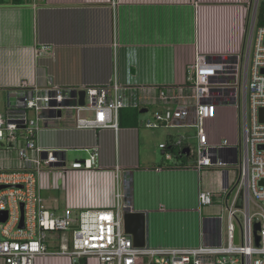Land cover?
<instances>
[{
	"label": "crops",
	"instance_id": "crops-1",
	"mask_svg": "<svg viewBox=\"0 0 264 264\" xmlns=\"http://www.w3.org/2000/svg\"><path fill=\"white\" fill-rule=\"evenodd\" d=\"M249 1L0 0V95L6 97L4 111L8 92L24 80L72 88L116 80L125 86L128 107L140 109L137 125H119L117 133L112 129H77L75 110L59 111L61 116L59 112L45 113L47 118L39 122L37 145L57 151L66 167L89 158L94 147L100 152V168L94 171L42 175L40 197L44 192L53 193L43 202L47 209L59 214L70 209L74 216L88 209L111 210L119 192L127 195L135 213L147 214L149 246L209 243L203 233L219 222V216L198 212V194L208 191L203 184L210 179L213 188L217 185L210 191H216L215 196L225 195L237 180L238 169L199 172L192 168V158L182 160L184 165L175 159L167 162L160 145L167 144L170 151L181 135L171 131L180 129L193 142L194 128L147 129L144 122L155 111L166 110L154 98L161 87L186 81L187 64L197 48L214 57L234 55L241 49ZM37 44L51 47L54 57L37 62ZM145 97L152 100L142 104ZM235 125L233 110L219 108L217 119L207 124L210 141H235ZM157 131L165 137L158 144L159 158L156 150H151ZM226 153L222 155H234L232 149ZM54 262L69 264L62 258H43L36 264Z\"/></svg>",
	"mask_w": 264,
	"mask_h": 264
},
{
	"label": "built area",
	"instance_id": "built-area-1",
	"mask_svg": "<svg viewBox=\"0 0 264 264\" xmlns=\"http://www.w3.org/2000/svg\"><path fill=\"white\" fill-rule=\"evenodd\" d=\"M258 5L259 0L248 2L241 49L234 55L214 57L197 48L194 59L187 64L186 81L182 85L161 87L154 98L173 107L155 111L144 122L147 129L194 128V142H189V137L183 134L175 139L170 151L167 144L160 145L167 162L175 159L174 150L187 148L193 159L192 168L199 172L238 169V178L225 190L227 196L223 199L222 209L226 207L229 220L226 238L219 215V222L203 233L208 244L152 247L146 243L137 247L124 223V214L135 213V209L127 202V195L119 192L111 210L88 209L74 216L70 209L62 214L47 209L39 194L42 175L94 171L100 168V152L94 147L89 158L68 168L57 151L37 145L39 122L47 118L45 113L75 110L77 129H112L117 133L120 110L128 107L123 94L125 86L116 80L101 86L75 88L52 82L42 86L24 80L8 92L5 111L0 113V187H4L0 189V216L7 213L6 221H0L3 264H36L43 258L67 259L69 264H264V185L261 184L264 182V27L256 26ZM34 57L37 62L53 58L54 50L37 44ZM79 91L86 92L83 106L79 105ZM150 99L145 97L142 104ZM219 108L233 110L236 123L233 142L209 139L207 124L217 119ZM231 149L234 155H222ZM118 176L117 173V179ZM241 193L243 208L238 209ZM214 198V192L200 191L198 212L213 205ZM253 202L262 212L252 214ZM22 206L24 228L19 227ZM256 224L260 225L258 246L254 235ZM63 234L71 235L66 244L56 246L59 250H50L46 244L49 235Z\"/></svg>",
	"mask_w": 264,
	"mask_h": 264
},
{
	"label": "rangeland",
	"instance_id": "rangeland-1",
	"mask_svg": "<svg viewBox=\"0 0 264 264\" xmlns=\"http://www.w3.org/2000/svg\"><path fill=\"white\" fill-rule=\"evenodd\" d=\"M262 1V0H261ZM5 99H6V97L2 94V95H0V113H3L4 112V102H5ZM164 105V104H163ZM169 106H171V107H168V106H166L165 105V107H163L164 109H169V108H172V105H169ZM162 108V109H163ZM152 109V111H154V109L153 108H151ZM153 114V113H152ZM151 114V115H152ZM30 115H31V113H30ZM142 128V127H141ZM144 129V128H143ZM145 131V130H144ZM177 131L179 132L180 131V133H181V135L182 134H184V131H181L180 129H178V130H172L171 132L173 133V134H176L177 133ZM166 133L168 132V131H165ZM162 133L160 132V131H157V136H155L156 138H157V141H156V143H154V145H153V147H152V151L153 150H156V157L157 158H159V156H160V151H159V149H158V144H159V142H161L163 139H165V137L163 138L162 136ZM158 142V143H157ZM194 142V141H193ZM189 145H193V143H189ZM236 171H237V169H235ZM58 174H60L59 172H58ZM60 176V175H59ZM210 183V179L207 181V182H204V184H203V188L205 189V190H208V191H210V190H215V189H217V185H215L214 186V188L209 184ZM214 192H216V191H214ZM50 194H53V193H50V192H48V193H43L42 194V200H43V202H45V201H47L48 200V196L50 197ZM216 194V193H215ZM221 194V193H220ZM220 194L219 195H216L215 196V202H214V204L213 205H211V206H207V207H203V212L205 213V214H210V215H214V216H216V215H221L222 216V231H223V235H224V237L226 236V234H227V230H228V224H229V220H228V211H227V209H226V207H223V209H222V206L224 205V203H223V198H221L220 197ZM45 200V201H44ZM251 212H252V214H254V213H259V212H262V209L255 203V202H253L252 204H251ZM70 237H71V235H66V234H63V235H61V236H53V235H49V238H48V241H46V244L48 245V248L50 249V250H59V248L57 247L56 248V246H59L60 244H62V243H64V244H66V242L67 241H65V240H67V239H70ZM226 238V237H225ZM226 242V241H225ZM55 244V245H54ZM57 262H54L53 264H56ZM0 264H3V262L0 260Z\"/></svg>",
	"mask_w": 264,
	"mask_h": 264
},
{
	"label": "water",
	"instance_id": "water-1",
	"mask_svg": "<svg viewBox=\"0 0 264 264\" xmlns=\"http://www.w3.org/2000/svg\"><path fill=\"white\" fill-rule=\"evenodd\" d=\"M79 96V105L83 106L85 103V97H86V92L85 91H79L78 93ZM146 112V110H142L141 113ZM58 116H61V112L58 113ZM184 153H187L189 155L190 151L189 149H185ZM262 185H264V182H261ZM4 187H0L2 189ZM234 190L231 189L230 193ZM229 193V194H230ZM236 207L238 209L243 208V198H242V193L240 194V197L238 199ZM23 206H22V217H21V223H20V228H24V214H23ZM239 218L241 216L239 215ZM7 219V213H4L0 216V221L5 222ZM147 214L143 212H136V213H125L124 214V223H125V230L129 235L133 236L134 243L137 247H144L147 243ZM260 230V225L256 224L254 226V235L256 239V244L257 246L259 245L260 242V237L258 236V231ZM239 242V229H235V243L238 244Z\"/></svg>",
	"mask_w": 264,
	"mask_h": 264
},
{
	"label": "trees",
	"instance_id": "trees-1",
	"mask_svg": "<svg viewBox=\"0 0 264 264\" xmlns=\"http://www.w3.org/2000/svg\"><path fill=\"white\" fill-rule=\"evenodd\" d=\"M256 26L257 27H264V0H259V5H258V12H257V19H256ZM140 109L139 108H134V107H125L121 109L120 111V119H119V125L123 126H135L138 123V116H139ZM184 151V150H183ZM183 151H173L175 155V161L179 163V165H184L185 162H182V160L190 159L191 157L187 154L184 153ZM177 163H173L172 165L177 166ZM223 196L226 195H221V198H224ZM215 200V198H214Z\"/></svg>",
	"mask_w": 264,
	"mask_h": 264
}]
</instances>
